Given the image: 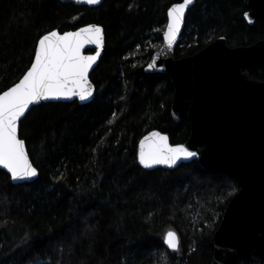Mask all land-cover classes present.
<instances>
[{"label":"trees","instance_id":"16d2710c","mask_svg":"<svg viewBox=\"0 0 264 264\" xmlns=\"http://www.w3.org/2000/svg\"><path fill=\"white\" fill-rule=\"evenodd\" d=\"M181 1L104 0L87 7L0 0V93L28 69L40 36L90 23L104 30L102 56L90 74L93 99L40 103L20 122L38 176L14 185L0 170V264H165L164 257L166 264H210V237L237 183L195 161L172 170L138 161V143L149 131L171 144L190 133L187 120L170 116L168 76L144 71L155 51L148 43L162 41L166 11ZM246 11L245 0H195L175 58L219 36L231 47L263 39L264 22L248 24ZM247 71L264 81V67ZM170 230L180 252L163 244Z\"/></svg>","mask_w":264,"mask_h":264},{"label":"water","instance_id":"95a60500","mask_svg":"<svg viewBox=\"0 0 264 264\" xmlns=\"http://www.w3.org/2000/svg\"><path fill=\"white\" fill-rule=\"evenodd\" d=\"M59 1L75 6L96 7L104 0H100L96 5L77 3L76 0ZM245 1L248 6V11L243 15L245 21L248 24H252L256 19L264 22V0ZM193 4L186 9L185 17ZM167 11L164 32L167 30ZM184 21L171 47L165 43L163 32L161 45L152 53L144 71L168 76L173 87L170 116L175 122L187 120L190 133L183 143L171 144L169 139L167 143L170 147L183 146L195 155L187 159L181 158L172 166L157 164L146 169L172 170L180 164L195 161L204 171L233 179L239 188L226 203L220 222L210 237L209 244L212 250L210 264H235L239 260L250 264H264V81L252 79L247 71L264 67V38L248 46L231 47L225 37L219 36L195 54L175 58L174 53ZM87 26L102 28L100 25L90 23L64 32L54 30L63 35ZM103 46L104 30L102 47L86 43L81 49V55L85 57L96 56L99 52L95 63L88 71L92 95L85 100H80L78 95L70 98L41 99L29 105L25 115L17 122L19 139L20 122L32 107L40 103L73 101L82 105L93 99L95 86L90 74L102 56ZM153 132L167 137L157 130L149 131L138 143V155L140 142ZM25 153L32 164L26 145ZM0 170L7 174L2 167ZM37 176L10 181L14 185L31 183ZM164 246L167 249L165 244Z\"/></svg>","mask_w":264,"mask_h":264},{"label":"snow or ice","instance_id":"6c2138e0","mask_svg":"<svg viewBox=\"0 0 264 264\" xmlns=\"http://www.w3.org/2000/svg\"><path fill=\"white\" fill-rule=\"evenodd\" d=\"M76 2L96 5L100 0ZM191 4L193 0H182L168 9L164 41L169 47L175 41L185 18V11ZM86 43L102 47V28L87 26L63 35L52 30L40 36L34 48V59L22 79L0 94V167L6 170L10 180L31 179L38 175L37 169L32 166L25 153L24 141L17 136V122L25 115L29 105L41 99L70 98L78 95L80 100H85L92 95L88 71L99 52L96 56L81 55V49ZM111 123L112 121H109V124ZM167 139L158 132L145 137L140 142L139 164L145 168L157 164L172 166L181 158L187 159L195 155L183 146L170 147ZM164 244L170 252H180V241L174 231L165 234ZM163 259L166 264L167 258Z\"/></svg>","mask_w":264,"mask_h":264},{"label":"rangeland","instance_id":"374dc122","mask_svg":"<svg viewBox=\"0 0 264 264\" xmlns=\"http://www.w3.org/2000/svg\"><path fill=\"white\" fill-rule=\"evenodd\" d=\"M161 42H162V41H161ZM161 42L159 43L157 40H156V41L151 40V41L148 43L147 48H150V49H154V50H156V49H158L159 46L161 45Z\"/></svg>","mask_w":264,"mask_h":264}]
</instances>
